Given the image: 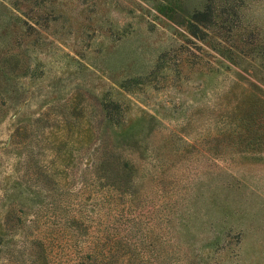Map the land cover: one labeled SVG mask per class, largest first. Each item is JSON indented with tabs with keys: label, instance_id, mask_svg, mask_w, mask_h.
Masks as SVG:
<instances>
[{
	"label": "rangeland",
	"instance_id": "374dc122",
	"mask_svg": "<svg viewBox=\"0 0 264 264\" xmlns=\"http://www.w3.org/2000/svg\"><path fill=\"white\" fill-rule=\"evenodd\" d=\"M0 264H264V0H0Z\"/></svg>",
	"mask_w": 264,
	"mask_h": 264
},
{
	"label": "trees",
	"instance_id": "16d2710c",
	"mask_svg": "<svg viewBox=\"0 0 264 264\" xmlns=\"http://www.w3.org/2000/svg\"><path fill=\"white\" fill-rule=\"evenodd\" d=\"M207 10H208V9L206 8V10L204 11V14H205V15L208 14ZM197 14H198V13H193L192 17H195ZM193 24H194V23H192V26H193ZM193 27H195V26H193Z\"/></svg>",
	"mask_w": 264,
	"mask_h": 264
}]
</instances>
